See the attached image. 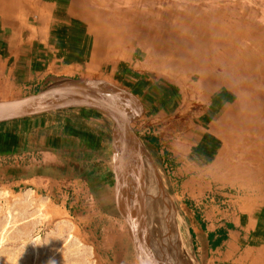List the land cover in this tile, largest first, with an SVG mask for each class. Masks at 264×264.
Listing matches in <instances>:
<instances>
[{
	"label": "rangeland",
	"instance_id": "1",
	"mask_svg": "<svg viewBox=\"0 0 264 264\" xmlns=\"http://www.w3.org/2000/svg\"><path fill=\"white\" fill-rule=\"evenodd\" d=\"M262 67L264 0H0V102L74 82L125 92L138 107L131 127L142 153L146 138L164 148L149 152L165 172L184 237L186 208L206 223L213 215L233 221L246 242L240 264H264ZM50 115L39 128H0V264H177L170 242L162 252L146 224L140 244L123 219L120 194L130 191L116 168L114 123L87 110ZM65 117L105 125L107 145H89L79 158L72 143L61 147L69 125L46 127ZM52 138L45 152L40 144ZM28 177L44 181L20 183ZM191 258L199 260L193 251Z\"/></svg>",
	"mask_w": 264,
	"mask_h": 264
},
{
	"label": "water",
	"instance_id": "2",
	"mask_svg": "<svg viewBox=\"0 0 264 264\" xmlns=\"http://www.w3.org/2000/svg\"><path fill=\"white\" fill-rule=\"evenodd\" d=\"M114 93L116 94L115 97L112 95ZM124 98H127L125 92L100 82L63 84L37 94L0 102V125L74 110L91 111L111 121L116 119L118 144L122 151L121 160L124 169L128 172L130 179H133L136 185L134 187H138L141 195H143L140 188V176H138V162L134 153L135 147L139 146V140H137L131 127L132 122L138 116V111L135 115H132L123 100ZM140 199L146 205L150 231H153L159 238L157 240L154 238L158 246L160 247V243L164 245L165 249H171L164 219L155 212L152 204L144 196H141ZM173 258L177 264H187L183 255H180L177 251L174 252Z\"/></svg>",
	"mask_w": 264,
	"mask_h": 264
},
{
	"label": "crops",
	"instance_id": "3",
	"mask_svg": "<svg viewBox=\"0 0 264 264\" xmlns=\"http://www.w3.org/2000/svg\"><path fill=\"white\" fill-rule=\"evenodd\" d=\"M10 59L13 58L12 53L10 54ZM17 61H14V64H12L10 66V69L13 70V72H15L17 69ZM34 66H32L31 69H33ZM36 69V67L34 68ZM2 71V70H1ZM11 71V70H10ZM43 71V69L41 70V72ZM31 74V73H30ZM39 72H35V76L32 77V81L33 84L34 82H36L35 84H38V80L37 76H39ZM35 85V86H36ZM34 86V87H35ZM129 97V95L127 96ZM130 102H129V112L132 115H135L138 111V107L136 106V103L129 97ZM137 107V108H136ZM82 119L84 121H89L85 118L82 117ZM65 121H67L68 123L71 122V119L69 117H65L64 119ZM73 122V121H72ZM24 124H26V126L34 128L36 125L39 128V124L40 127H42L44 125V122L42 121V119L38 118V119H33L30 121L25 122ZM35 124V125H34ZM43 124V125H41ZM91 127L93 133H90V135H84V137H82V141L80 142H70V144L72 143V145L76 148V151L78 152V158L79 155L84 156L85 154V149L89 146V145H102V141H104V145H107V139L109 138V132L107 130H103V126L104 129L106 128L105 125H99V126H95ZM95 128V129H93ZM95 133H97V135H94ZM66 133H64L62 135V137L60 138V146L62 147L63 144L66 146L65 143V135ZM92 135V136H91ZM148 140H150V143L152 141L155 142V144H148ZM55 140V139H54ZM114 141V140H113ZM145 143L147 144V149H149V151L151 153H157V155L159 154L158 151H160L161 149H164L163 147L161 148V146L159 144H157V140L156 139H152V138H146V140H144ZM53 138L49 139L48 141L45 140L43 143V147H41L42 144H40V148H42L45 152H48V148H51V144H52ZM98 142V143H97ZM100 142V143H99ZM70 147V146H69ZM47 148V149H46ZM114 148H115V152L116 155L118 154L120 159H121V150L120 148L117 146V144L114 141ZM65 149V148H64ZM67 150V149H66ZM80 156V157H81ZM163 162L165 161V156L162 158ZM101 165L104 164L103 161L98 162ZM102 167V166H101ZM117 171L119 173V177H120V184L123 186L125 184V187H128L129 189V195H127L126 193H121L120 194V202L121 204H123V219L125 221H127L130 225V227L134 230L135 235L137 237V242L139 240L140 244L142 243V239L145 238V233H144V228L145 225L149 223L148 221V215L147 212L142 211V209L138 206V204L135 202L134 200V194L137 193V189H135L134 187V183L132 181V179H130V176H128V172H126V170L124 169V165L122 163V160L120 162L117 163ZM126 173L127 175H123V173ZM20 173V172H19ZM34 177V176H33ZM40 177V176H39ZM43 178H32V177H28V178H23V179H19L21 184H33V181H44L42 180ZM131 193V195H130ZM141 195V194H140ZM142 196V195H141ZM165 204H167L166 202H164ZM145 204V203H144ZM169 213V212H168ZM184 213L186 215V223L188 224V234H187V240L191 246V249L194 253L197 254V257L199 258V260H196V264H240L239 260L237 259L238 253H239V245H242V243H246V242H242L241 239V235L242 233L237 232V230L235 229L236 225L233 221L230 220H225L224 217H217L215 218L213 215L210 219L207 218V222H204L205 219H203V215H201L200 212L198 211H190L188 208H186L184 210ZM170 216L173 218V223L175 225H177V223H175V217L174 215H172L171 213H169ZM217 214H220V212H218ZM217 216V215H216ZM224 216V215H223ZM150 224H148V227L150 229ZM177 227V226H176ZM151 236L153 237V231L151 232ZM155 235V233H154ZM191 241H190V239ZM154 239V238H153ZM157 243V242H156ZM143 244V243H142ZM160 245V244H159ZM163 245V244H162ZM159 249L164 252L165 247L163 245V247L161 248V246L159 247ZM174 252L175 249L173 248ZM171 254L169 253H163V255L167 256ZM167 258H169L167 256ZM164 263V262H163Z\"/></svg>",
	"mask_w": 264,
	"mask_h": 264
},
{
	"label": "bare ground",
	"instance_id": "4",
	"mask_svg": "<svg viewBox=\"0 0 264 264\" xmlns=\"http://www.w3.org/2000/svg\"><path fill=\"white\" fill-rule=\"evenodd\" d=\"M134 11V10H133ZM253 11V10H252ZM139 12V11H137ZM255 13V12H254ZM61 14V13H60ZM250 15V14H249ZM67 17V16H65ZM250 17V16H249ZM68 18V17H67ZM157 18V17H156ZM257 19V18H256ZM258 22V21H257ZM259 23V22H258ZM16 24V23H15ZM263 24V23H262ZM34 29V28H33ZM70 30V29H69ZM232 31L233 30H229ZM71 34V33H70ZM78 34V33H77ZM228 36V35H227ZM144 37V36H143ZM229 39L232 37L231 34H229ZM91 40V39H90ZM125 40V39H124ZM134 41V40H133ZM102 42V41H101ZM136 43V42H135ZM119 44V43H118ZM129 45V44H128ZM126 46V45H124ZM191 47V46H190ZM247 49V47H245ZM95 49V48H94ZM238 50V49H237ZM239 51V50H238ZM113 52V51H112ZM127 52V51H126ZM123 53V52H122ZM205 53V52H204ZM120 54V53H119ZM206 54V53H205ZM230 52L227 51V53H225V57L223 59H220V61L223 64H227L231 58L229 57ZM240 54V53H239ZM116 55V54H115ZM94 57V56H93ZM243 58H246L245 56ZM213 59V58H212ZM27 60V59H26ZM216 64H218L219 59L215 58L213 59ZM237 60V59H236ZM240 60H243L242 58ZM238 60L240 63L241 61ZM25 61V60H24ZM104 61V60H103ZM27 62V61H26ZM208 63V62H207ZM212 64V63H211ZM103 65V64H102ZM207 65V64H206ZM205 65V66H206ZM209 66V65H208ZM246 66V65H245ZM218 67V66H216ZM250 67V66H249ZM210 69V68H209ZM223 70H227V69H223ZM244 69H239L237 73L238 76L239 75H244L243 74ZM248 71V70H247ZM250 71V69H249ZM255 72V71H254ZM219 73V72H217ZM261 77H264V68H260L259 73ZM144 83V82H142ZM146 83V82H145ZM142 85V84H141ZM138 87V86H137ZM136 89V88H135ZM150 89V88H149ZM173 89V87H172ZM106 90V89H105ZM175 90V89H174ZM106 93L107 90H106ZM254 93V92H252ZM114 97L116 96V94H112ZM177 96V95H176ZM254 96L256 97V95L254 94ZM258 97V96H257ZM251 100H256V98L251 99ZM245 101V105L246 108L248 107V101L246 99H244ZM262 102V100H261ZM213 105V104H212ZM137 108V107H136ZM221 108V107H220ZM138 109V108H137ZM219 109V108H218ZM257 111V110H256ZM254 111V112H256ZM246 118H244L243 116V120H242V124H247V120H245ZM224 120V119H223ZM113 123H114V129H115V134L117 137V140H119L118 137V128H116V124H117V120L116 119H112ZM222 122V121H221ZM220 122V123H221ZM224 123V122H223ZM251 124L254 123V121H250ZM222 124V123H221ZM227 124V123H226ZM225 125V123H224ZM214 128V126H213ZM215 129V128H214ZM247 129L249 130V126L247 127ZM247 129L244 128L243 131H248ZM241 131V129H240ZM244 132V133H245ZM114 134V135H115ZM242 134V133H240ZM257 134V133H256ZM262 135L260 136L261 138H264V130H262ZM255 135V134H254ZM243 142V141H242ZM204 144V143H203ZM216 144V143H215ZM219 146V145H218ZM220 148V147H219ZM249 149V148H248ZM262 149V148H261ZM259 149V150H261ZM252 150V149H251ZM257 150V149H256ZM255 151V150H254ZM263 152V150H262ZM261 152V153H262ZM135 159L138 162V171H139V175L140 176V188L141 191L143 193L142 196H144L146 198V200H148V202H151V198L154 200L155 204H152L153 209L155 210V212H157V214H159L163 219H164V224L166 225V232L168 234V240L169 242L172 244L173 248L175 249V251H177L180 255H183V257L186 259L187 264H196L195 261L191 258V253H192V249L191 246L187 240V236L182 233L181 230V222L183 221L180 217V213L179 210L177 208L176 202L173 198V196L170 194L169 191V185H168V181L166 179L165 176V172H163V170L158 167L155 162L153 161V158L150 155V152L147 150H144L142 153L141 147L136 146L135 150ZM211 153V152H210ZM225 153V152H224ZM250 153V152H249ZM214 155V154H213ZM217 155V154H216ZM210 156V155H209ZM253 157V156H252ZM258 157V156H257ZM243 158V157H242ZM207 161V160H206ZM211 161V160H210ZM260 161V160H259ZM205 164V163H204ZM190 165V164H189ZM211 165V164H210ZM136 177V176H135ZM133 181V179H132ZM134 183V182H133ZM134 186H136L134 184ZM135 189H137L138 193L141 194L139 188L135 187ZM151 197V198H149ZM164 202H166L167 204H165ZM171 213L172 215L176 216L175 218V223H177V225H175L173 223V218L170 216L169 213ZM177 226V227H176ZM186 231V230H185Z\"/></svg>",
	"mask_w": 264,
	"mask_h": 264
},
{
	"label": "trees",
	"instance_id": "5",
	"mask_svg": "<svg viewBox=\"0 0 264 264\" xmlns=\"http://www.w3.org/2000/svg\"><path fill=\"white\" fill-rule=\"evenodd\" d=\"M39 117H44L46 118L47 120L51 117V115H43V116H39ZM39 117H34V118H30V119H25V120H21V121H16V122H12V123H6V124H3V125H0V128H3V127H6V126H9V125H16L18 123H25L27 121H30V120H33V119H38ZM78 120H82V123H80ZM57 127H54V126H47L46 128H50L51 130H55L56 128H59L60 126L63 125V123L65 124H68V128L67 130L65 131V143L66 145H69L70 142H81L82 141V137H84V135H90V133H93L90 125L87 124L86 121H84L82 118H75L73 120V122L71 121L70 123H68L67 121H64L63 119H60V118H57ZM84 124V125H83ZM54 127V128H53ZM94 135H97V133H95ZM92 136V135H91ZM110 137V136H109ZM109 140V138L107 139ZM108 142V141H107ZM45 166V165H44ZM34 168H36V166L33 165Z\"/></svg>",
	"mask_w": 264,
	"mask_h": 264
}]
</instances>
